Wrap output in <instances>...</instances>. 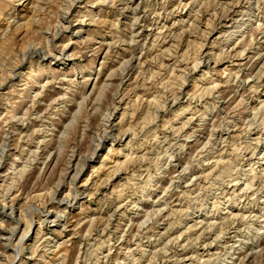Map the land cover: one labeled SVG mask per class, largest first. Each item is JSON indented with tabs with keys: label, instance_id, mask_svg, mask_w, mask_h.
<instances>
[{
	"label": "rangeland",
	"instance_id": "rangeland-1",
	"mask_svg": "<svg viewBox=\"0 0 264 264\" xmlns=\"http://www.w3.org/2000/svg\"><path fill=\"white\" fill-rule=\"evenodd\" d=\"M0 264H264V0H0Z\"/></svg>",
	"mask_w": 264,
	"mask_h": 264
},
{
	"label": "bare ground",
	"instance_id": "bare-ground-1",
	"mask_svg": "<svg viewBox=\"0 0 264 264\" xmlns=\"http://www.w3.org/2000/svg\"><path fill=\"white\" fill-rule=\"evenodd\" d=\"M193 1H194V0H193ZM235 4H236V3H235ZM202 7H203V6H202ZM223 13H224V12H223ZM235 15H237V14H235ZM233 19H235L234 21H236V20H238V19H240V18H237V19H236V18H233V17H232L231 19L228 20V22L231 21V20H233ZM230 23H231V22H230ZM207 24H208V23H207ZM224 24H225V23H224ZM225 25H226V24H225ZM195 28H196V27H195ZM215 28H216V27H215ZM147 29H148V28H147ZM63 30H64V29H63ZM176 37H177V36H176ZM136 49H137V48H136ZM164 49H165V48H164ZM61 50H62V49H61ZM204 85H205V84H204ZM146 113H147V112H146ZM182 125H183V124H182ZM106 128H107V127H106ZM101 133H102V132H101ZM37 143H38V142H37ZM40 143H41V142H40ZM3 145H4V144H3ZM238 147H239V146H238ZM26 158H27V157H26ZM80 161H81V160H80ZM190 183H191V182H190ZM254 188H255V187H254ZM236 217H237V216H236ZM197 225H198V224H197ZM186 231H187V230H186ZM97 249H98V248H97ZM211 255H212V254H211ZM178 258H179V257H178Z\"/></svg>",
	"mask_w": 264,
	"mask_h": 264
}]
</instances>
